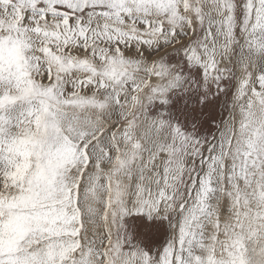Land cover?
Instances as JSON below:
<instances>
[{
	"label": "snow or ice",
	"instance_id": "1",
	"mask_svg": "<svg viewBox=\"0 0 264 264\" xmlns=\"http://www.w3.org/2000/svg\"><path fill=\"white\" fill-rule=\"evenodd\" d=\"M0 264H264V0H0Z\"/></svg>",
	"mask_w": 264,
	"mask_h": 264
},
{
	"label": "rangeland",
	"instance_id": "2",
	"mask_svg": "<svg viewBox=\"0 0 264 264\" xmlns=\"http://www.w3.org/2000/svg\"><path fill=\"white\" fill-rule=\"evenodd\" d=\"M198 77L199 72L193 71ZM225 92L220 95H211L209 99L201 103L203 95L199 90L187 93H177L169 97L170 103L167 106L157 104L153 108V114L166 111L168 119L183 126L186 131H194L198 135L208 136L217 132V124L225 119V110L230 102V84L225 82ZM175 101V105L173 104ZM180 101L183 102L180 105ZM196 118L193 126L183 124L189 123L191 118ZM177 118L179 120L177 121ZM129 226L135 231L138 237L144 238L150 245H158L164 242L168 235L167 224L162 221L148 223L144 217H133L129 220Z\"/></svg>",
	"mask_w": 264,
	"mask_h": 264
},
{
	"label": "trees",
	"instance_id": "3",
	"mask_svg": "<svg viewBox=\"0 0 264 264\" xmlns=\"http://www.w3.org/2000/svg\"><path fill=\"white\" fill-rule=\"evenodd\" d=\"M174 103H175V101H173V104H174ZM182 103H183V102L180 101V105H181ZM174 105H175V104H174ZM178 120H179V118H177V121H178ZM195 122H196V118L193 119V117L191 118V121H190L189 123H185V122H184V119H183V124H184L185 127H186L185 124L190 125V126H193Z\"/></svg>",
	"mask_w": 264,
	"mask_h": 264
}]
</instances>
